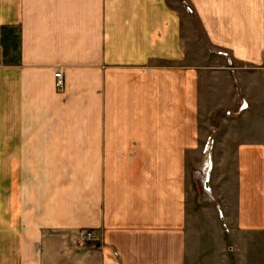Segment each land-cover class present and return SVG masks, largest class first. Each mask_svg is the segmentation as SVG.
Here are the masks:
<instances>
[{"label":"crops","instance_id":"0c3cea01","mask_svg":"<svg viewBox=\"0 0 264 264\" xmlns=\"http://www.w3.org/2000/svg\"><path fill=\"white\" fill-rule=\"evenodd\" d=\"M185 3L0 0V264H264V0Z\"/></svg>","mask_w":264,"mask_h":264},{"label":"rangeland","instance_id":"374dc122","mask_svg":"<svg viewBox=\"0 0 264 264\" xmlns=\"http://www.w3.org/2000/svg\"><path fill=\"white\" fill-rule=\"evenodd\" d=\"M168 2L171 4V3H175L177 2L178 4L180 3L183 8L182 10H184L185 13H188L189 11L187 10V7H188V4H186V0H168ZM188 27H189V43H194L195 41L198 42L199 44H205V42L201 43L202 41V32H201V29H200V26L198 24V21L196 20L195 16L192 15L191 13L189 14L188 13ZM205 48H207L206 44L204 45ZM201 53V52H199ZM191 54L195 57L196 56V52H191ZM237 92H238V99L240 100L241 97H243V95H240V91H239V88L237 87ZM238 107H236L235 109H228L229 111H235ZM228 110H225L223 111V114L226 115L227 117H230V118H226V120H222V124H228V123H232V120L236 117V116H239V114H227L226 112ZM232 117V118H231ZM253 121H257L258 119V115H256V117H252ZM211 139H209V145H208V148L209 146L211 147V142H210ZM213 142V139L211 140ZM209 156H210V162H211V153L209 152ZM197 158V155H196V150H191L190 151V164H189V172H190V192H192L193 190L195 191V186L197 185V183L201 182V186L203 187L202 189H204L206 195H210V190H209V187H205L203 184H204V181H205V172L203 173V171L205 170L204 168V164L206 162V159L204 161V163H196L194 162V160H196ZM211 169V167L209 168V170ZM201 173V175H199ZM201 176V177H200ZM201 179V180H200ZM3 183L4 181L0 180V186H3ZM207 183V182H206ZM196 192V191H195Z\"/></svg>","mask_w":264,"mask_h":264},{"label":"built area","instance_id":"2783aa9c","mask_svg":"<svg viewBox=\"0 0 264 264\" xmlns=\"http://www.w3.org/2000/svg\"><path fill=\"white\" fill-rule=\"evenodd\" d=\"M54 78H55V86L58 90H61L63 88V76H62V73H61V70H58L54 73ZM247 106V103L245 102L244 98L241 97L240 100H239V103L237 105V109L235 111H227L226 113L227 114H239L243 109H245ZM210 142H212L210 140ZM211 144V143H210ZM82 241L83 242H89L90 244V247H95V242H96V237L93 233L92 230H84L82 232Z\"/></svg>","mask_w":264,"mask_h":264},{"label":"bare ground","instance_id":"6f19581e","mask_svg":"<svg viewBox=\"0 0 264 264\" xmlns=\"http://www.w3.org/2000/svg\"><path fill=\"white\" fill-rule=\"evenodd\" d=\"M205 159H206V162L204 164V168H205L204 171H205V175L206 176H205L204 183L208 180V175H209V172H210L209 168L211 167V162L209 160L210 159L209 153H206ZM204 186L207 187V183H205Z\"/></svg>","mask_w":264,"mask_h":264}]
</instances>
